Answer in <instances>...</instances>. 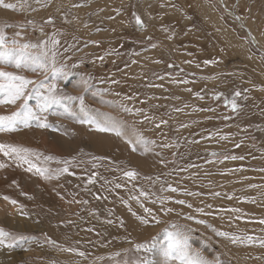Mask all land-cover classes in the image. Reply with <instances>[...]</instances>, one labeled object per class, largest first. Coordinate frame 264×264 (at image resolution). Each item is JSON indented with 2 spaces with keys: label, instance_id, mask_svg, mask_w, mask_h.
Masks as SVG:
<instances>
[{
  "label": "rangeland",
  "instance_id": "obj_1",
  "mask_svg": "<svg viewBox=\"0 0 264 264\" xmlns=\"http://www.w3.org/2000/svg\"><path fill=\"white\" fill-rule=\"evenodd\" d=\"M4 2L0 69L43 84L21 100L48 127L42 149L14 145L47 172L42 193L35 169L0 191V264H264V0Z\"/></svg>",
  "mask_w": 264,
  "mask_h": 264
},
{
  "label": "bare ground",
  "instance_id": "obj_2",
  "mask_svg": "<svg viewBox=\"0 0 264 264\" xmlns=\"http://www.w3.org/2000/svg\"><path fill=\"white\" fill-rule=\"evenodd\" d=\"M223 5L225 6V4ZM7 63H11V58L8 60V62L1 61L0 68H4ZM27 71H28V74L30 75H33L36 73L35 70H27ZM5 96L7 97V94ZM6 97H3L2 95H0V115H8V114L15 112V110L19 111L20 115L16 118L15 123L11 126V130H0V141L5 144L12 143V145H23V146H27L31 148L38 147L37 149H42V128L38 127V124L42 123V111H41V114L38 115V119H37L38 124H35V121H33L29 117V112L35 109V106H29L28 108H26L24 106V100H17L15 104L4 103L3 101L7 99ZM35 98H37V100L35 99L36 100L35 103L37 104L36 107L41 109L42 102H40L41 101L40 96H35ZM99 117H102V116H99ZM25 121L27 122V126L25 124ZM99 122L96 121L94 126H92L93 131H90L89 129L85 130L84 129L85 127L80 126L81 123L79 126H77L74 123V121L70 122L69 124L71 126L72 131L79 133V134L83 133V137L87 138L85 141L86 144H90L92 146H96L101 149H108V148L114 147V144L106 141V139L103 136V131L98 129L97 124ZM29 130H32L33 133L30 132ZM49 134L52 138H55V134L53 133H49ZM13 157H14L13 155L5 156L2 152H0V158L2 160L6 159L2 161L3 162L2 164L4 165L5 169L0 168V191H11L12 190V185H11L12 180L20 179L24 171L28 169L29 167V164L23 163V161L19 159L17 160L14 159L12 163H11L12 160H7L9 158L13 159ZM4 161H7V162H4ZM5 172L6 174L9 172V175L8 176L7 175L5 176V174L3 175V173ZM24 183H25L24 187L26 189H29L30 191H33V192L42 193V176L41 175H39V177H36V178L26 177ZM118 209L121 212L123 211L124 208L121 204H118ZM1 216H2V213L0 212V217ZM124 216L126 217L128 222L131 221V218L128 214H124ZM17 223L18 222H16L15 224L12 222H9V224L12 226H15ZM166 252H167V249L162 250L160 253H166ZM172 263L173 261H171V264ZM158 264H161V263H158Z\"/></svg>",
  "mask_w": 264,
  "mask_h": 264
},
{
  "label": "snow or ice",
  "instance_id": "obj_3",
  "mask_svg": "<svg viewBox=\"0 0 264 264\" xmlns=\"http://www.w3.org/2000/svg\"><path fill=\"white\" fill-rule=\"evenodd\" d=\"M0 6L7 8V9H11V8H15L16 5L10 4V3H5L4 0H0ZM51 22V21H49ZM136 22L138 25L142 26V21L140 20L139 17L136 18ZM2 38H0V43H2ZM54 44H58V41H54ZM36 47H42V45H29V44H25L22 46V49L24 52H27L29 48H36ZM43 56H47V52H43L42 53ZM55 59V53H53V62ZM207 63V62H206ZM17 67H20V64L17 63L16 65ZM42 66V65H41ZM0 79H2L3 81H5V83H0V92H4L7 94V99L4 100V103H8V104H15L17 102V100H21L24 99L25 101H27L29 97L28 93H27V89L29 85H35V91H37L39 93L40 88L43 87V84L41 83L40 85H36V82L32 81V80H28L23 76H18L15 75L12 72H6L2 69H0ZM47 92L49 93L48 95H44L43 93H40L41 99H42V107H47L49 104H53V103H59L60 100L62 99L61 97L56 96L54 93L56 92V85L52 84L48 87ZM236 96H239L240 93L236 92L235 93ZM70 99H76L75 97L70 98ZM81 100V104H83V98L80 97L79 98ZM232 107L233 110H236V103L235 101L232 102ZM125 111H131L130 109H125ZM20 115V113H12V115L10 116H5V115H0V130H11V126L15 123L16 118ZM29 115L31 116L32 113L29 112ZM25 124L27 126V122L25 121ZM38 127L40 128H47L48 125L46 123H40L38 124ZM101 131H106L107 129H100ZM117 135H120V133L118 132ZM0 152H2L5 156H9V155H14L17 159L23 161V163L29 164L28 167V171H32L33 169H35V171L44 176L45 173L47 172V169H41L39 167H37L35 164H32L30 162V160L28 159V157L30 155H36L35 153H33L30 149L28 148H24V147H19V146H14V145H10V144H0ZM46 159H51V157H47ZM232 159H236V157H232ZM66 164L68 163L67 161L65 162ZM4 167L3 164H0V168ZM62 172L66 173L68 172V168L65 167L61 170ZM126 176L135 179L136 177V173L134 171H129L125 173ZM45 178H51V177H45ZM92 180L89 181V183H91ZM117 187H120V185H117ZM174 191V189H173ZM141 195H146L145 193H141ZM218 195V194H217ZM5 200H8V197H4ZM12 204H16V201L12 200L10 201ZM178 203L183 204L184 201H178ZM189 207H191V205H189ZM146 212H150V209H145ZM168 211H171V209H168ZM198 211H203L202 209H198ZM189 219H191L192 217H188ZM139 219V218H138ZM142 223H147L146 220H141ZM109 223H111V221H109ZM199 223H204V221H199ZM261 223H264V221H261ZM8 233L4 232L3 229H0V245L4 244V239L3 237L7 236ZM218 235H225L224 233H218ZM233 242L235 243V239L233 240ZM54 243V242H53ZM11 245H9L10 247ZM141 246H138V248ZM69 251H74L73 249H69ZM80 256H84L83 252L79 253ZM188 264H202L201 261L196 260V261H189Z\"/></svg>",
  "mask_w": 264,
  "mask_h": 264
},
{
  "label": "crops",
  "instance_id": "obj_4",
  "mask_svg": "<svg viewBox=\"0 0 264 264\" xmlns=\"http://www.w3.org/2000/svg\"><path fill=\"white\" fill-rule=\"evenodd\" d=\"M252 41V40H251Z\"/></svg>",
  "mask_w": 264,
  "mask_h": 264
}]
</instances>
